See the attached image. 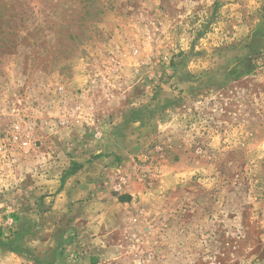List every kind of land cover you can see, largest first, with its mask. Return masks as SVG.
I'll return each mask as SVG.
<instances>
[{"label":"rangeland","instance_id":"rangeland-1","mask_svg":"<svg viewBox=\"0 0 264 264\" xmlns=\"http://www.w3.org/2000/svg\"><path fill=\"white\" fill-rule=\"evenodd\" d=\"M42 155L123 166L107 264H264V0H0V264L85 263Z\"/></svg>","mask_w":264,"mask_h":264},{"label":"crops","instance_id":"crops-1","mask_svg":"<svg viewBox=\"0 0 264 264\" xmlns=\"http://www.w3.org/2000/svg\"><path fill=\"white\" fill-rule=\"evenodd\" d=\"M65 133L62 134L68 135ZM50 154L45 155L48 157ZM45 155L39 157L42 158V165L37 166L32 162L26 166V170L30 172L29 179L33 180L29 191L47 196L45 200L53 199L52 208L45 213L46 218L57 221L66 218L71 221V226L81 229L82 235L86 234L84 236L87 240L81 249L84 251L87 248L84 264H107L110 261L108 256L120 252L119 247H122L121 243L116 242L118 234L112 227L118 219L115 211L118 200L110 193L100 190L99 185H102L103 178L110 176L111 172L121 171L123 166H106L101 158L84 164L81 170L65 178L63 174L69 170L72 160L65 156L67 161L62 159L60 162H51V158L47 160ZM52 188L59 190L52 191ZM54 193L56 195L50 197ZM60 227L59 224L58 228Z\"/></svg>","mask_w":264,"mask_h":264},{"label":"trees","instance_id":"trees-1","mask_svg":"<svg viewBox=\"0 0 264 264\" xmlns=\"http://www.w3.org/2000/svg\"><path fill=\"white\" fill-rule=\"evenodd\" d=\"M82 168V165H75L74 168H71L67 173L66 175L69 176V175H72L74 173H76V171L80 170ZM64 179V178H63ZM4 233L1 231L0 235H3Z\"/></svg>","mask_w":264,"mask_h":264},{"label":"built area","instance_id":"built-area-1","mask_svg":"<svg viewBox=\"0 0 264 264\" xmlns=\"http://www.w3.org/2000/svg\"><path fill=\"white\" fill-rule=\"evenodd\" d=\"M27 144H28V143L25 142L23 145H24V146H27Z\"/></svg>","mask_w":264,"mask_h":264}]
</instances>
